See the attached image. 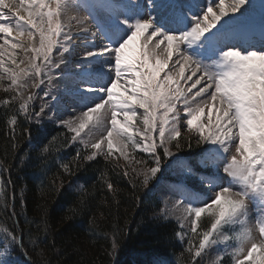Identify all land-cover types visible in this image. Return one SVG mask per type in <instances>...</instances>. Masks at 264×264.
I'll return each instance as SVG.
<instances>
[{
	"label": "snow or ice",
	"instance_id": "obj_1",
	"mask_svg": "<svg viewBox=\"0 0 264 264\" xmlns=\"http://www.w3.org/2000/svg\"><path fill=\"white\" fill-rule=\"evenodd\" d=\"M247 2L232 0L226 7V0H204L205 6L200 8L193 0H90L88 8L97 30L90 40L84 41L82 55L75 64L76 87L66 89L78 105L72 108L76 114L67 120L50 117L72 134L65 138L64 146L75 142L89 152L82 154L78 147L75 157L60 162L59 167L68 176L83 167L78 159L91 161L103 154L107 160L114 155L118 143L116 151L128 162L131 173L143 177L140 183L146 187L161 173L165 160L176 159L172 146L177 151L192 147L191 137L182 136L185 124L186 130L195 129L198 143L211 142L213 147L202 151L201 163L214 171L203 175L187 170L200 181L197 194L181 192L171 208L165 204L160 210L165 219L176 215L180 228L174 236L182 244L186 240L181 257L187 253L189 264H201L206 250L221 239L226 242L222 255L230 257L229 264H264V51H241L234 43L249 30L236 16ZM193 7L200 11L193 12ZM67 9V0H0V81H9L6 87H0L10 97L0 100V105L11 110L19 104L13 114L5 113L13 152L18 148V116L39 125L49 107L44 98L59 103L53 80L65 73L56 70L74 54L76 35L90 31L89 17H71L75 27L66 22L63 17ZM96 10L104 13L103 19H97ZM145 33L148 35L139 56L127 58L124 50ZM97 37L103 41L99 46ZM16 50L24 53L19 63ZM6 51H10L8 66L2 59ZM174 56L171 69L177 70L178 78L172 70L161 78ZM153 58L155 63H151ZM186 70L190 73L187 76ZM194 76L196 79L185 88ZM29 81L33 89L44 85L40 89L43 96L39 111L32 103L37 93L25 95ZM206 109L207 123H203ZM137 120L142 127L137 128ZM20 136L31 142L27 128L22 129ZM55 141L53 137L39 151L50 153ZM137 150L146 158H137ZM136 165L142 167L137 170ZM9 171L10 167L0 161V198L4 200L5 212L9 207L7 188L12 181L3 174ZM123 175L130 177L133 188L137 187L127 169ZM100 179L115 195L117 189L105 172H101ZM50 186L60 191L55 179ZM78 190L83 191L84 186L80 185ZM12 199L15 200L14 194ZM20 202L23 204L22 195ZM252 203L256 204L258 215L249 226ZM205 213L211 214L210 225L198 230V222ZM15 214L13 211L12 215ZM42 223L46 235V221ZM226 226L233 233L231 236L225 231ZM0 237V264H15L12 251L15 247L24 249L23 237L17 235L15 225L11 230L0 228ZM117 237L114 232L109 255L118 247ZM39 241L40 237L33 238L29 233L34 248ZM178 264H185V260L178 258ZM216 264L224 262L218 257Z\"/></svg>",
	"mask_w": 264,
	"mask_h": 264
},
{
	"label": "trees",
	"instance_id": "obj_2",
	"mask_svg": "<svg viewBox=\"0 0 264 264\" xmlns=\"http://www.w3.org/2000/svg\"><path fill=\"white\" fill-rule=\"evenodd\" d=\"M9 98L0 91V100ZM18 107L16 104L8 110L0 105V161L10 167L3 175L12 181L7 188L9 207L6 212L4 200L0 198V222L9 230L15 225L17 235L24 239L23 251L32 262L46 259L48 264H161L173 257L189 264L187 253L181 257L184 248L174 236L179 226L159 216L161 205L156 194L140 183L142 179L131 173L128 163L112 156L105 160L104 155H97L91 161L78 159L83 167L68 176L59 167L60 162L75 157L78 147L82 154L89 152L83 151L80 144L64 146L65 138L71 136L64 128L30 124L22 115L18 116L20 127L16 130L18 148L13 152L5 113L11 115ZM23 128L31 133V142L20 136ZM53 137L56 141L50 153H41L39 149ZM190 137L192 147L185 146L176 150L178 153H196L200 146L196 141L198 137ZM136 156L146 158L143 153ZM125 169L135 178L136 188L129 182L130 177L123 175ZM101 172L106 173L117 189L115 195L100 179ZM52 179L60 188L59 192L51 188ZM80 185L84 186L83 191L78 190ZM210 219L211 216L203 217L198 230L209 226ZM42 220L47 224L46 235ZM114 232L118 233V247L109 255ZM29 233L33 238L40 237L38 247L34 248L29 242Z\"/></svg>",
	"mask_w": 264,
	"mask_h": 264
},
{
	"label": "rangeland",
	"instance_id": "obj_3",
	"mask_svg": "<svg viewBox=\"0 0 264 264\" xmlns=\"http://www.w3.org/2000/svg\"><path fill=\"white\" fill-rule=\"evenodd\" d=\"M11 2H17V0H11ZM67 2H68V9H67V12L64 15L63 19L66 22H70L75 27L76 26L75 25V20H71L70 18L73 17V16H77V17H79L80 15L83 16V13L86 14V11L83 8H81L79 6V3H77L76 1H69V0H67ZM231 2H232V0H226V7L228 5H230ZM262 7H264V0H248L247 4L240 10L239 13L236 14V16L239 17L240 19L245 18L243 21H246V20H248V18L250 16L256 15L257 12ZM214 11H217L218 12V9H215ZM22 14H25V13L22 12ZM225 19H227V18H225ZM143 35H140L139 37H137L133 41L134 42L140 41V44H141L142 38H143V42H144V39L148 35V33H145V36H143ZM90 50H92V49L90 48ZM128 50L130 51V48L127 47L124 50V52H128ZM16 51L18 53L16 59H17V62L19 63L20 59L23 58L24 53L21 50H16ZM9 54H10V51H6L5 52V55L2 57V59L6 62V66H8V55ZM65 56L68 57V54L66 53ZM68 59H69V57H68ZM68 59H66V60H68ZM20 67H24V65L21 64ZM61 69L63 70V72L65 73V75L64 76H59L58 75L57 78L53 80V84L56 87L58 85H61V87H63L65 85L64 83H68L69 82L71 85H74L75 86L76 85L75 84V77L77 75V70L75 69L74 65L70 64L69 62H65L64 64L61 65L60 69H57L56 70L57 73H60ZM106 70H107V68H106ZM73 72L76 74L75 76L69 77L67 75V74L73 73ZM0 74H2V70H0ZM8 83H9V81H7V80L0 81V84H3L5 87L7 86ZM43 87H44V85H41L40 88L33 89L31 87V81H29V87L25 90V95H27L29 92H35V93H37V99L35 101H33L32 103L34 105H37L38 106V111H39V106H40V104L42 102L41 101V97L43 96V93H42V91L40 89L43 88ZM0 91H2V92L4 91L3 87H0ZM46 99H48V98L45 97L44 100H46ZM68 104H69V102H66V104H65L66 108H67V105ZM74 104H76V103L74 102ZM75 108H78V105ZM54 109H60V105L57 102L49 101V107L45 109L44 118H43V120L41 122H45V121H52V122H54V120L53 119H50V117H55L56 120H60V119L67 120V119H69L70 116L76 114V113H73L72 111H71V113H68V112L65 113V111H63L61 114L56 115V112L53 111ZM80 110H83V109H80ZM205 111H207V110H205ZM205 117H203V119ZM213 119H215V115H213ZM33 122H35V121H33ZM205 122H207V119H205ZM54 123L55 124H58L56 122H54ZM183 133H184V135H188V136H193V135L197 134V133H195V131L193 132L192 130L191 131H188V130H184V129H183ZM85 139H92V137H85ZM115 139L116 138L114 137V141H115ZM196 141L198 142V139ZM103 147L106 150V143H105V145ZM119 147H120V145L117 143L116 144V148H119ZM116 148L113 149L114 155H112L111 158H120L122 160V162L128 163L122 157H120V153L118 151H116ZM171 150L176 155V149H174V146L171 147ZM128 151L131 152V149H128ZM98 155H103V154H98ZM141 167H142L141 165H136L137 170H139ZM221 176H223V173H221ZM139 177L141 179H143L142 176H139ZM164 190H166V189H161L160 191H158L157 197L159 198V201L161 202L162 208L165 207V204H167V207L168 208H171L172 205L179 198L175 195V193H172V192H164ZM256 207L257 206H256L255 203H252L249 206V217H248V224H249V226H251V225H253L255 223V218L258 215V213L256 211ZM177 215H178V213H177ZM159 216L162 219H164V220H174V221L178 222V220L176 218V215L169 216L167 219L163 218L161 216V213L159 214ZM187 223L188 222L185 221V224H187ZM254 235H255V232H254ZM0 238H2V237H0ZM183 244H184L185 247H187L186 240H185V242ZM223 246H225V245L224 244H221L219 242L217 244L212 245L211 248H208L206 250V252L203 254V259H202L201 264H216L218 257L222 260V258H223L222 257L223 256L222 253L224 252L223 249H222ZM12 256L14 257L15 264H27V262L21 256H19L17 253H15L14 251H12Z\"/></svg>",
	"mask_w": 264,
	"mask_h": 264
}]
</instances>
